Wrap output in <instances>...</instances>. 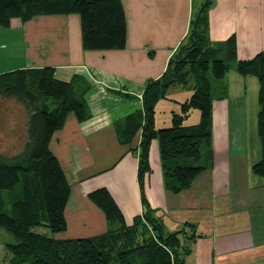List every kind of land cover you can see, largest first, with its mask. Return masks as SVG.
<instances>
[{
	"label": "crops",
	"instance_id": "1",
	"mask_svg": "<svg viewBox=\"0 0 264 264\" xmlns=\"http://www.w3.org/2000/svg\"><path fill=\"white\" fill-rule=\"evenodd\" d=\"M202 2L198 1L199 7ZM210 2L208 35L213 47L220 46V58L230 38H234L236 60H249L264 51V0ZM193 3L122 0L127 22L123 50L84 51L74 14L38 15L26 22L12 18L8 27L0 26V75L52 68L56 79L73 80L74 92L84 93L87 118L69 114L49 141V150L71 188L64 210L66 229L54 239L92 238L117 227L88 198L101 188L109 192L127 225L142 214L137 179L140 132L129 150L119 143L116 124L135 115L145 125L142 95L148 83L162 79L171 58L185 44ZM251 78L235 71L222 85L224 92L214 93L213 86L211 144L202 155L205 170L188 189L172 194L164 188L158 144L150 143L144 196L151 215L167 231H185L189 252L183 264H264V186L252 173L247 143L248 122L255 124L257 133L259 109L257 96L255 117L248 120L253 101L248 103L246 87L253 86ZM186 88L164 89L165 99L155 106L156 129L171 126L172 115L189 98ZM22 112L25 142L19 143L14 156L28 141V115ZM187 119L184 126L195 125L200 113L195 124H187ZM259 144L255 143L256 155Z\"/></svg>",
	"mask_w": 264,
	"mask_h": 264
},
{
	"label": "trees",
	"instance_id": "2",
	"mask_svg": "<svg viewBox=\"0 0 264 264\" xmlns=\"http://www.w3.org/2000/svg\"><path fill=\"white\" fill-rule=\"evenodd\" d=\"M210 4V0H203L191 20L188 44L171 58L162 79L146 86L142 95L145 125L141 126L135 115L116 124L118 141L129 150L140 132L137 179L143 211L127 225L106 189L89 193L88 198L106 220L117 226L102 235L53 238L66 229L64 210L71 188L49 150V141L69 114L80 120L87 118L84 93L74 92L73 80L56 79L52 68L0 75V99H15L28 115V141L23 151L12 158L0 154V236L4 231L12 240L3 245L9 255L7 264H183L189 252L185 231L164 235L161 220L151 215L144 196V177L150 172L149 146L153 140L158 144L164 188L172 194L188 189L205 170L204 166L188 164V160H200L201 150L210 148L213 86L229 72V60L235 62L239 75L252 76L258 82L261 159L252 166V173L264 186V51L249 60H236L234 38H230L220 58V46L213 47L208 35ZM68 14L79 18L84 51L125 48L127 22L122 0H0L1 27H8L12 18L26 22L38 15ZM171 85L187 87L192 94L180 104V112L172 115L170 127L156 129L155 106L165 99L164 89ZM192 110L200 113V120L184 126ZM4 193H14L9 208L2 199ZM41 227L53 235L40 233Z\"/></svg>",
	"mask_w": 264,
	"mask_h": 264
},
{
	"label": "rangeland",
	"instance_id": "3",
	"mask_svg": "<svg viewBox=\"0 0 264 264\" xmlns=\"http://www.w3.org/2000/svg\"><path fill=\"white\" fill-rule=\"evenodd\" d=\"M198 1L200 0H194L193 3V16L198 10ZM187 39L185 41L184 45H187ZM229 64V72L227 73L226 77L217 83L214 84V93H222L224 92V89H222V85H226V82L229 81L232 77L233 72L235 73V62L232 60L227 61ZM253 80V86L251 84H248L246 87V92L248 93V103H252L253 106H250L248 108V120L249 118L254 119V108L256 105H254V98L258 96V85L256 84L257 81L255 78H251ZM231 86V85H230ZM233 86V84H232ZM180 89V88H179ZM187 89V88H186ZM227 90V89H226ZM181 93H184L183 90H180ZM188 92V96L191 95V90L187 89L185 90ZM167 97V96H166ZM259 108V107H258ZM23 107L22 105L17 102L15 99H0V153L4 154L6 158H12L14 157V151L19 146V143H24L25 140V133H24V121H23ZM192 114L187 119V124H195L197 122V117L199 118V112L197 110H192ZM23 122V123H22ZM166 126V125H165ZM255 124L252 122H248V139L247 143H249V157L251 156L253 160V164L257 163L261 159V147L259 144V151L256 153L254 152L255 143H260V140L257 136L256 129H254ZM164 127V126H162ZM203 152L204 149L201 150V159L198 161H192L188 160V164H192L195 166H204V160H203ZM248 157V161L250 162V159ZM257 177V176H256ZM260 178V177H259ZM2 199L5 203H7L6 207L9 208V204L14 199V193H4L2 195ZM38 231L42 234H46L48 236H52L53 234L49 231L48 228L41 227L38 229ZM164 235L171 234L169 231H167L164 228L163 231ZM12 241L11 237L8 236V234L4 231H1L0 236V264H7V260L9 258V255L7 256L5 254L4 250V243ZM6 255V257H5ZM8 257V258H7Z\"/></svg>",
	"mask_w": 264,
	"mask_h": 264
}]
</instances>
